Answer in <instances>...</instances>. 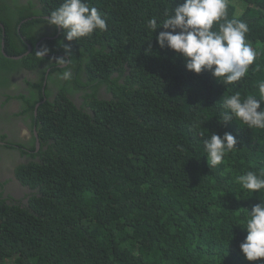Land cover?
I'll return each mask as SVG.
<instances>
[{"label": "trees", "instance_id": "16d2710c", "mask_svg": "<svg viewBox=\"0 0 264 264\" xmlns=\"http://www.w3.org/2000/svg\"><path fill=\"white\" fill-rule=\"evenodd\" d=\"M15 1L0 0L9 56L23 54L27 43L34 47L31 30L63 2H17L19 12L38 6L37 19L22 24V39L19 20L12 23L8 12ZM88 2L104 14L107 31L68 42L54 27L60 35L41 43L53 51L43 60L30 53V67L46 65L60 75L65 68L54 58H67L59 42L70 43L73 75L52 101L36 106L39 92L18 97L25 107L13 116L30 113L37 137L27 143L34 151L38 139L39 149L14 167L29 192L0 193V264H264L246 260L239 248L247 234L239 227L241 208L251 210L264 195L235 182L246 170L264 168V129L219 121L224 97L260 99L264 0H227V19L248 24L246 40L257 52L247 76L232 85L209 71L186 70L180 54L159 47L164 29L147 28L150 18L163 19L183 0ZM8 59L0 50V69L10 68ZM75 89L79 105L68 96ZM224 132L237 138L238 150L209 168L203 140Z\"/></svg>", "mask_w": 264, "mask_h": 264}, {"label": "clouds", "instance_id": "9594fccd", "mask_svg": "<svg viewBox=\"0 0 264 264\" xmlns=\"http://www.w3.org/2000/svg\"><path fill=\"white\" fill-rule=\"evenodd\" d=\"M28 2L30 1L26 0L22 4L27 5ZM32 2L36 3V0ZM227 7V0H183L170 11H166L163 19L150 18L147 21V28L152 34L161 27L164 29L156 36L159 47H166L180 54L185 60L186 70L196 74L209 71L218 82L232 85L247 76L257 52L246 40L249 32L248 24L239 19H227ZM32 11L35 12V7L21 11L19 15ZM32 18L37 19L36 13L25 15L20 23L21 27ZM43 20L45 21L42 24L51 32L47 39L60 35V33L52 35V27L61 29L64 39L68 42L89 37L96 31H107L104 14L98 8L90 6L88 0H63L60 6L43 17ZM214 24L217 25L216 29L213 27ZM26 31L20 38L24 39ZM36 43L35 56L43 60L50 49L46 45ZM59 43L67 56V58L63 56L54 58L56 64L65 68L59 78L70 81L73 75L71 45L63 41ZM27 50L32 54L34 47L27 43ZM146 52H151V44ZM3 54L9 56L5 50ZM42 76L43 73L40 74L39 79ZM258 90L260 99L253 95L242 98L239 92L224 97L222 108L225 111L221 112L219 121L227 124L238 119L249 129H264V106H262L264 81L258 83ZM203 144L209 168L222 164L229 153L238 150V140L230 132H224L222 136L211 133L209 138L203 140ZM235 182L251 195L253 193L264 195V168L259 169L258 172L246 170L236 176ZM240 214L243 220L239 222L242 225L239 227L247 233L239 245L240 251L248 261L260 260L264 258V199H260L251 210L241 208Z\"/></svg>", "mask_w": 264, "mask_h": 264}, {"label": "flooded vegetation", "instance_id": "af4514ba", "mask_svg": "<svg viewBox=\"0 0 264 264\" xmlns=\"http://www.w3.org/2000/svg\"><path fill=\"white\" fill-rule=\"evenodd\" d=\"M27 1L31 2L32 0ZM17 2L21 5L26 2V0L13 2L8 8V12L14 15L11 18L13 19L12 23L16 19L19 20L17 22L16 29L19 37H21L23 31L20 23L24 19L25 15H34L35 12L32 11L19 15L20 12L17 10V7H15ZM36 7L38 8V6ZM50 34L51 32L46 25L40 24L39 21L38 25L34 26L31 30V36L38 40H46ZM34 50H36V45L34 46ZM50 50L53 51L52 49ZM32 53L34 57H36L35 52L33 51ZM8 60H10L7 63L10 65L8 66L10 68L8 70L4 67L0 69V102L4 100L3 98L7 94L11 95V99L8 102V104H10L6 107H0V193L4 196L12 195L15 198H20L21 196H24V193L27 194L29 191H27V188L23 187L15 177L14 167L23 161L33 159L30 157L29 152L34 153L38 151L39 145L36 146L34 151H30V145L27 143L31 140L32 135L37 137L36 130L34 128L32 129L30 126V113L26 112L25 114H17L16 116H13V113L10 112L12 111L14 103H19L21 111L25 107L23 98H18L21 95L31 98V96L36 95L39 92L43 98L36 100V106L43 104L46 100H54L55 95L58 92V87L61 85V81L64 80L59 78L60 75L57 72L51 71L50 68H45L46 65H36L34 68L30 67V65L34 63L30 54L26 60L18 58L17 60L11 58ZM41 73L44 74L42 78L39 79ZM46 90L50 93L49 95H46ZM100 92L105 94L104 87L100 90ZM80 95L81 93L76 91V89L68 92V96L72 97L76 105L82 103ZM18 111L19 108L16 110L14 109L12 112ZM33 112L37 113L34 109ZM11 140H16L24 144L26 147L20 148L15 144L8 143V141ZM36 141H38V139H36ZM9 171L11 172L9 173Z\"/></svg>", "mask_w": 264, "mask_h": 264}, {"label": "bare ground", "instance_id": "6f19581e", "mask_svg": "<svg viewBox=\"0 0 264 264\" xmlns=\"http://www.w3.org/2000/svg\"><path fill=\"white\" fill-rule=\"evenodd\" d=\"M52 35H58L57 33L56 34H53L54 33V31H55V29H53V27H52ZM41 43L42 42V40H35V43ZM36 43V44H37ZM39 49V48H38ZM28 54V50H26L23 54H20V55H15V56H7V57H9V58H12V57H16V58H12V59H15V60H17V58L18 59H22L23 58V56H26ZM4 100H2L1 102H0V104L3 102V101H5L6 103L7 102H9L10 101V99H11V95H6L4 98H3ZM7 106V104H5V105H3V106H0V107H6ZM20 112V108H19V111L18 112H14L15 114L16 113H19Z\"/></svg>", "mask_w": 264, "mask_h": 264}, {"label": "water", "instance_id": "95a60500", "mask_svg": "<svg viewBox=\"0 0 264 264\" xmlns=\"http://www.w3.org/2000/svg\"><path fill=\"white\" fill-rule=\"evenodd\" d=\"M1 25V24H0ZM1 27H2V39H1V50H2V52L4 53V49H3V47H4V35H5V31H4V27H3V25H1ZM5 55V54H4ZM12 58H16V57H12ZM39 145V142L38 141H36V146H38ZM27 191H29V189H27Z\"/></svg>", "mask_w": 264, "mask_h": 264}, {"label": "rangeland", "instance_id": "374dc122", "mask_svg": "<svg viewBox=\"0 0 264 264\" xmlns=\"http://www.w3.org/2000/svg\"><path fill=\"white\" fill-rule=\"evenodd\" d=\"M6 104H7V106H8L10 103L8 104V102H7ZM17 108H20L19 103H18V104L14 103V104H13L12 111H14V109L16 110ZM12 111H11L10 113H14V112H12ZM9 170H10V169H9ZM10 172H11V171H9V173H10ZM21 197H23V196H21Z\"/></svg>", "mask_w": 264, "mask_h": 264}]
</instances>
